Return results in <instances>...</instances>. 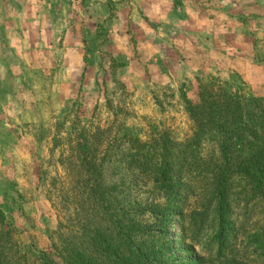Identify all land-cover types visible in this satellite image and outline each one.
I'll list each match as a JSON object with an SVG mask.
<instances>
[{
	"label": "rangeland",
	"instance_id": "374dc122",
	"mask_svg": "<svg viewBox=\"0 0 264 264\" xmlns=\"http://www.w3.org/2000/svg\"><path fill=\"white\" fill-rule=\"evenodd\" d=\"M208 82L242 98L264 97V0H0L8 255L61 264L66 244L92 248L85 227L109 223L87 198L75 153L82 142L96 156L107 195L121 200L117 217L128 212L155 225L139 240L152 262L264 264V197L247 176L231 179L230 223L240 227L224 252L217 240L207 247L218 234L215 215L203 228L191 223L206 204L204 183L218 152L212 132L195 135L187 111ZM166 167L179 194H189L183 203L175 196L164 219H155L152 209L166 204L155 168ZM169 234L180 239L169 243Z\"/></svg>",
	"mask_w": 264,
	"mask_h": 264
},
{
	"label": "trees",
	"instance_id": "16d2710c",
	"mask_svg": "<svg viewBox=\"0 0 264 264\" xmlns=\"http://www.w3.org/2000/svg\"><path fill=\"white\" fill-rule=\"evenodd\" d=\"M187 111L195 124L197 136H204L212 132L217 141V156L210 167L211 176L204 183L207 192L206 204L201 209L191 213L192 226L198 229L209 224L208 219L215 215L218 234L209 241L210 249L214 250L213 243L219 241L223 252L230 240H236L240 226H233L232 213L229 211L230 195L229 186L231 179L237 176H247L253 184L256 195L264 197V97H240L229 91L225 86L217 83H201L197 100L189 104ZM89 144L80 142L76 150L77 162L85 173L89 184L87 185V198L92 207H101L108 220L106 226L94 224L85 227L91 234L90 250L87 247H76L72 244L65 245L67 256H62L61 264H162L152 262L146 255L140 239L146 237L155 225L137 223L134 218L122 212L117 217L116 210L120 208V199L107 195V189L98 174L99 164L95 162L96 156L91 153ZM95 149L92 148V152ZM172 163V162H171ZM170 163V164H171ZM211 163V162H210ZM169 164V165H170ZM168 165V166H169ZM153 182L159 191L164 194V207H154L151 215L155 219H164L162 213L175 196L180 195L183 203L189 191L179 194V187L172 181L171 169L155 168ZM255 196V195H254ZM237 205V203L235 204ZM105 218V217H104ZM101 217V219L104 220ZM105 218V219H106ZM162 221L158 224H162ZM157 224V225H158ZM158 229L160 227L157 226ZM12 225L5 220L0 210V264H22L19 259L13 260L8 255L12 242ZM228 233H230L229 236ZM180 235V234H179ZM172 240L168 235V242H178L180 236ZM221 250V253H222ZM97 256H93L94 252ZM38 264H59L48 256L36 257Z\"/></svg>",
	"mask_w": 264,
	"mask_h": 264
},
{
	"label": "bare ground",
	"instance_id": "6f19581e",
	"mask_svg": "<svg viewBox=\"0 0 264 264\" xmlns=\"http://www.w3.org/2000/svg\"><path fill=\"white\" fill-rule=\"evenodd\" d=\"M176 236V235H175Z\"/></svg>",
	"mask_w": 264,
	"mask_h": 264
}]
</instances>
